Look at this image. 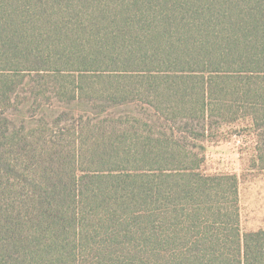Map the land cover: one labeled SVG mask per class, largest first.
<instances>
[{
  "label": "trees",
  "instance_id": "obj_1",
  "mask_svg": "<svg viewBox=\"0 0 264 264\" xmlns=\"http://www.w3.org/2000/svg\"><path fill=\"white\" fill-rule=\"evenodd\" d=\"M247 172L264 0H0V264H264Z\"/></svg>",
  "mask_w": 264,
  "mask_h": 264
},
{
  "label": "rangeland",
  "instance_id": "obj_2",
  "mask_svg": "<svg viewBox=\"0 0 264 264\" xmlns=\"http://www.w3.org/2000/svg\"><path fill=\"white\" fill-rule=\"evenodd\" d=\"M240 155L235 152L231 144H220L211 147L208 153L209 164L213 167L237 171L242 167ZM240 188L241 219L244 229L264 228V172H247Z\"/></svg>",
  "mask_w": 264,
  "mask_h": 264
}]
</instances>
